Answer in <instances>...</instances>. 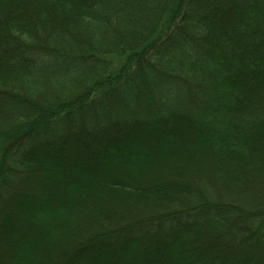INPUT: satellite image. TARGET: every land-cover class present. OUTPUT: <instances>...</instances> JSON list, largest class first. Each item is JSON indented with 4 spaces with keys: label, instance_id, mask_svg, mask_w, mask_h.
Wrapping results in <instances>:
<instances>
[{
    "label": "trees",
    "instance_id": "16d2710c",
    "mask_svg": "<svg viewBox=\"0 0 264 264\" xmlns=\"http://www.w3.org/2000/svg\"><path fill=\"white\" fill-rule=\"evenodd\" d=\"M261 170L264 0H0V264H264Z\"/></svg>",
    "mask_w": 264,
    "mask_h": 264
},
{
    "label": "rangeland",
    "instance_id": "374dc122",
    "mask_svg": "<svg viewBox=\"0 0 264 264\" xmlns=\"http://www.w3.org/2000/svg\"><path fill=\"white\" fill-rule=\"evenodd\" d=\"M74 138L70 141L71 143H73V149H74V153L72 152V159H76V154H79V152L77 151L78 148L76 147V141L74 143ZM82 145V143H80ZM82 149V148H81ZM176 158V157H175ZM183 161H180L178 159H172L171 160V167H173V172H169V173H166V171H162L161 170V174H166V175H169V176H174L176 174V177L178 178H182V179H188L190 178L189 177V171L190 170H194V168L192 169H188V170H185V174L184 175H181L179 174V169L181 166L184 165V163L186 162H183ZM189 164V163H188ZM191 164V163H190ZM189 164V167H192L191 165ZM247 178H250V181L253 182L251 183L252 184V187L256 190V196H258V200L260 198H263V194H264V170H261V171H254L251 173V175H246ZM23 184V183H22ZM23 188H26L27 186H30V188H26V189H22L23 193L20 191L19 194L21 195H18L17 197V201L15 203H17L20 199H23L25 198V194L28 195L30 194L31 196H35V197H38V196H42V195H46V190H43V186H41L40 184H38V182L34 181V179H29L26 184L24 183V185H22ZM100 200H103L104 199L101 197V196H98L97 197V201H100ZM133 201H135L136 205H140L139 203V200L136 201V199H132ZM80 201V200H79ZM78 200H75L74 199V203L73 204H70V205H65V208H60L59 209V215L56 213L55 217L58 215V217H60L57 222H58V225L61 226V225H67L68 223V230L71 231L70 233H72L73 237L72 238H69V240L65 241L63 243V250L66 251V249H68L71 245H77L78 243L82 242V241H86L88 240L92 234H94L96 231H97V228L95 226H91L88 224V221H86L87 219L89 218H93L94 220H96L99 224L100 223V218L96 217L94 218L93 217V213H92V210L90 208L87 207L86 210H82V209H79L78 211L73 210V208L75 206L78 205ZM118 200H115L113 203L117 204ZM105 203V202H104ZM138 203V204H137ZM54 201L52 202V205H54ZM115 207V206H113ZM12 208V206H11ZM58 208V206H57ZM116 208V207H115ZM113 209V212L114 213H117L119 211V209H123L124 211H127L129 210L128 207L126 206H122V207H117L116 209ZM66 211V213H64V211H61L63 210ZM12 210L14 212H16V208L15 206H13ZM140 212H144V213H149L148 210H145L144 207H141L139 208ZM155 210H158V209H155ZM132 211H130L131 213ZM63 213L65 214V216L63 217ZM18 214V213H16ZM24 217L26 218L27 216L24 214ZM28 219V217H27ZM42 218H40L39 216V221H41ZM102 221V220H101ZM120 221H124L122 219H120ZM64 228V227H63ZM7 231H4V233H6ZM11 232V230L6 234L8 235L9 233ZM4 233H2V235H4ZM51 236L54 237V233L50 232ZM4 235L0 238H2V240H0V244H5L6 246H9V239L8 237ZM6 236V237H5ZM51 237V238H53ZM42 242L45 243V242H48L46 241V239H42ZM65 244V245H64ZM136 252V251H135ZM3 253H8V250H6L5 252H1L0 254H3ZM77 257V256H76ZM59 259H62L61 256L59 255H56L54 259H51V261L54 262L55 261H59ZM88 261V259H85ZM65 264H73V261L70 262H66Z\"/></svg>",
    "mask_w": 264,
    "mask_h": 264
}]
</instances>
